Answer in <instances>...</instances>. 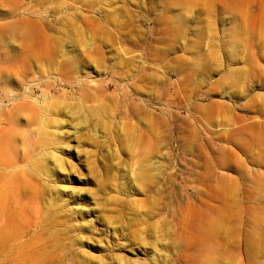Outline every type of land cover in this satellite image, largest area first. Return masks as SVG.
I'll return each mask as SVG.
<instances>
[{"label":"rangeland","instance_id":"rangeland-1","mask_svg":"<svg viewBox=\"0 0 264 264\" xmlns=\"http://www.w3.org/2000/svg\"><path fill=\"white\" fill-rule=\"evenodd\" d=\"M0 264H264V0H0Z\"/></svg>","mask_w":264,"mask_h":264},{"label":"bare ground","instance_id":"bare-ground-1","mask_svg":"<svg viewBox=\"0 0 264 264\" xmlns=\"http://www.w3.org/2000/svg\"><path fill=\"white\" fill-rule=\"evenodd\" d=\"M214 228V227H213ZM213 230V229H212Z\"/></svg>","mask_w":264,"mask_h":264}]
</instances>
